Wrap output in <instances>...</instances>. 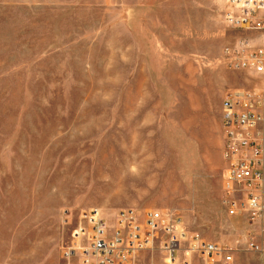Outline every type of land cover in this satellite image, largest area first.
Instances as JSON below:
<instances>
[{
	"label": "rangeland",
	"instance_id": "rangeland-1",
	"mask_svg": "<svg viewBox=\"0 0 264 264\" xmlns=\"http://www.w3.org/2000/svg\"><path fill=\"white\" fill-rule=\"evenodd\" d=\"M225 7L0 0V264H64L94 207L109 222L128 208L174 215L190 236L237 243L222 102L255 75L219 59L230 44L264 46V31L228 27Z\"/></svg>",
	"mask_w": 264,
	"mask_h": 264
},
{
	"label": "built area",
	"instance_id": "built-area-1",
	"mask_svg": "<svg viewBox=\"0 0 264 264\" xmlns=\"http://www.w3.org/2000/svg\"><path fill=\"white\" fill-rule=\"evenodd\" d=\"M225 4L228 27L264 31V0ZM219 62L231 71L255 75L253 87L230 88L222 102V204L226 215L244 227L237 243L190 236L174 215L128 208L109 222L94 207L80 212L63 248L64 264H246L243 252L264 264V46L247 41L227 45Z\"/></svg>",
	"mask_w": 264,
	"mask_h": 264
},
{
	"label": "crops",
	"instance_id": "crops-1",
	"mask_svg": "<svg viewBox=\"0 0 264 264\" xmlns=\"http://www.w3.org/2000/svg\"><path fill=\"white\" fill-rule=\"evenodd\" d=\"M222 130H223V128H222ZM223 144H224V137H223ZM222 156H223V146H222Z\"/></svg>",
	"mask_w": 264,
	"mask_h": 264
}]
</instances>
